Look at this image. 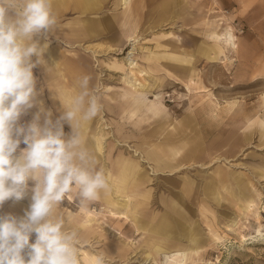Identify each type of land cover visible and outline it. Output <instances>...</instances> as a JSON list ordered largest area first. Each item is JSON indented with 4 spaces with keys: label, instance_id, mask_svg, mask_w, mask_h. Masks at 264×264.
Masks as SVG:
<instances>
[{
    "label": "rangeland",
    "instance_id": "374dc122",
    "mask_svg": "<svg viewBox=\"0 0 264 264\" xmlns=\"http://www.w3.org/2000/svg\"><path fill=\"white\" fill-rule=\"evenodd\" d=\"M122 6L105 0L89 15L69 9L56 15L47 40L37 37L60 56L52 68L44 54L46 64L33 69L52 119L61 114V102L78 94L70 85L84 75L101 104L89 126L81 124V134L108 188L87 207L78 205L73 190L56 209L79 234V264H163L164 251L178 246L187 253L184 264H264V0H131ZM132 29L138 37L133 57L148 74L143 91H133L123 67ZM227 32L236 48L225 45ZM174 54L186 55L187 66L174 65ZM69 64L76 72L66 70ZM150 100L158 102L155 119ZM64 131L71 132L67 123ZM167 134L176 136V145L185 142L181 163L188 166L176 172L141 157L154 149L159 166L172 164L167 146L160 151ZM128 161L137 163V175L123 186L118 168ZM184 180L198 191H182ZM29 203L30 194L8 201L0 214L22 216ZM172 225L174 233L164 232Z\"/></svg>",
    "mask_w": 264,
    "mask_h": 264
},
{
    "label": "clouds",
    "instance_id": "9594fccd",
    "mask_svg": "<svg viewBox=\"0 0 264 264\" xmlns=\"http://www.w3.org/2000/svg\"><path fill=\"white\" fill-rule=\"evenodd\" d=\"M57 23L53 0H0V209L30 194L22 216L0 214V264H79V234L56 209L73 190L78 205L87 207L108 188L81 134V124L101 110L91 77L79 78L78 94L67 105L60 101L55 120L39 99L43 89L33 69L46 64L48 43L37 37L47 40ZM33 108L31 121L20 123Z\"/></svg>",
    "mask_w": 264,
    "mask_h": 264
},
{
    "label": "crops",
    "instance_id": "0c3cea01",
    "mask_svg": "<svg viewBox=\"0 0 264 264\" xmlns=\"http://www.w3.org/2000/svg\"><path fill=\"white\" fill-rule=\"evenodd\" d=\"M104 5H105V0H53V11H54L55 15H59V14H63L64 11L66 12L69 9H72V10H75L76 13L78 12L81 15H84V14H86V15L88 14L89 15L90 12H92L94 9L99 8V10H100V8L102 6H104ZM75 25H77V24H75ZM89 29H90L89 26H87L85 28L86 31L89 30ZM45 42L48 43V41H44V42H42L41 45H43ZM184 52H186V51H184ZM186 53L188 54V52H186ZM44 54H45L46 59L50 62L48 65H50L52 68L53 67H57L56 63H57V61L60 58L57 49L55 47L51 46L50 43H48V48H47V50H46V52ZM185 56L179 55V54H174L173 58H172L173 59L172 60L173 64L176 65V66H180L182 68L186 67L187 66L186 63H188L189 59H188L187 56L186 57ZM67 68L68 69H66V70L73 71V72H76V70H77V67H76L75 64H69L67 66ZM77 82L78 81H77V78H76V79H74V84L70 85V86L74 87V90H77V88H79ZM127 83L129 85V81H127ZM157 103L158 102H152L150 100L149 104L147 105L148 111L150 112L152 119H155V117H157V115L159 113L158 108L156 107ZM87 126H89V122H85V124L83 125L84 129ZM92 129L93 128L91 127V129H88L89 131L87 130V132H86L87 136L91 133ZM170 134H172V133H170ZM182 137H183V135L180 138H182ZM172 138L173 139H171V135L167 134L164 137V140H163L164 141L163 147L160 149V151H162L163 148L167 146V152L165 153V156L167 154V158H168L169 161H172L171 162L172 164H168L167 162H164L163 167L159 166L158 164H160V161H162V157H160L159 153L154 152V149H149L148 151H145L144 155L141 156L142 160L148 159V160H152V161L156 162L157 169L160 170V171H165V169H167L168 171L175 170V172H176V170H181V169L185 168L186 166H188L187 164H182L181 163V161L185 160V158H186V154L183 153V152L181 153V150H183L185 148V142L182 141L180 143V145H176L174 143V139H176V136H174ZM102 158H103V155L100 156V159H102ZM156 166H155V170L153 168L151 170L152 171L153 170L157 171L156 170ZM127 167L130 170H127L126 169ZM137 167H138V165L134 161H133V163L128 161V162H125V163H123V164H121L119 166V168H118V180L120 181V183H122L123 186H125L129 182L130 179L134 180L135 176L137 175V170H136ZM169 168H171V169H169ZM124 169H126V170H124ZM123 174H125V178H123ZM217 179L225 182L227 178L225 176H223V175H218ZM180 181L183 182V180H180ZM184 182L187 184L188 180H184ZM193 183H196V182H193ZM205 186H206V184L203 187H205ZM199 188H200V186L198 187V189ZM181 190L182 191L185 190L186 192H188V191L193 192V190H195V192L198 191L197 187H195V188L193 186L189 187V184L184 186V188L181 187ZM106 197H108L107 194H106ZM109 198L106 199V202L114 203L113 199H109ZM180 199L182 200V196H180ZM250 202H252V201L249 200L248 204ZM176 203H177L176 200H174L173 208H172L173 210H176V207H177ZM111 215H114V213H112ZM183 215L186 216L187 214L183 213ZM114 216L117 217L118 215H114ZM124 216H126V215H123V217ZM167 230L173 231V233H174V231L176 230V226L172 225V226H169L168 228L166 227L164 232H167ZM174 250L175 249H173V250L169 249V250H166L164 252L169 253V252H172Z\"/></svg>",
    "mask_w": 264,
    "mask_h": 264
},
{
    "label": "bare ground",
    "instance_id": "6f19581e",
    "mask_svg": "<svg viewBox=\"0 0 264 264\" xmlns=\"http://www.w3.org/2000/svg\"><path fill=\"white\" fill-rule=\"evenodd\" d=\"M118 1H119V4L123 5L122 7H126L131 0H118ZM134 31L135 30H132L131 33L127 35V41L128 42H131L132 44H130L131 45V49L128 51L127 56L123 59V67L125 66L128 69V72L127 73H129L130 76L133 78V80L132 79L129 80L130 87L134 91H143V90L147 89V87H148L145 84V80L148 77V74L145 71V69H143L141 67V65L133 57L135 45L138 43V37H137V35H134V33H135ZM223 36H224L225 45L228 48H230V49L231 48H236V43L234 41L233 33L227 32ZM100 135H98L96 137V139L99 140V143L97 145V149L102 154L103 144L100 141ZM126 169L127 170H130V169H128V167ZM126 169H124V170H126ZM123 178H125V174H123ZM262 203L264 204V202H262ZM171 208H173V206ZM124 217L125 218H129L128 216L127 217L124 216ZM260 231H261V229H258V232H260ZM178 247L174 251H172V252L164 253V255H163V258H164L163 264H184L185 263L186 257H187V253L184 250L183 246H182V248H178ZM148 260L149 259L146 258L145 259V263H147Z\"/></svg>",
    "mask_w": 264,
    "mask_h": 264
}]
</instances>
